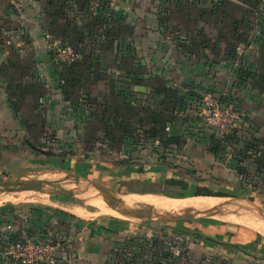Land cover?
Masks as SVG:
<instances>
[{"label":"rangeland","instance_id":"rangeland-1","mask_svg":"<svg viewBox=\"0 0 264 264\" xmlns=\"http://www.w3.org/2000/svg\"><path fill=\"white\" fill-rule=\"evenodd\" d=\"M105 1L109 3V0ZM163 1L172 7V0ZM41 2L45 14L56 17L51 23L52 29L46 28L44 34H50L69 48V0ZM203 5L212 6L209 1ZM228 6L231 5L220 8L222 18L219 15L218 21H222L221 25L228 23L225 10ZM233 8L234 24L239 25L242 9L236 5ZM236 42L234 40L233 44ZM77 47L78 60H81L77 72L83 69L86 73L79 77L77 73L76 83L69 86V65L56 62L52 56L59 73L58 93L52 105L55 111L51 112L58 118L57 124L44 121L41 127L26 128L27 142L38 151L35 157L40 160V168L15 180L39 184L47 191H0V264H17L15 258L6 253L12 243L25 240L38 242L41 251L36 252V256L43 255L44 264H208L200 255L198 238L193 233L194 221H166L156 219V214L140 218L121 215L111 209L112 214L101 215L98 207L108 206L97 196L83 194L82 182L87 180L121 197H126L129 187L139 195L182 199L209 197L199 199L198 204L202 207L192 210L198 211L193 215L203 216L208 221L247 225L249 222L242 217L246 211L237 212L243 214L241 216L225 215L228 213L205 216L202 212L218 207L224 211L235 210V206L253 208L254 195H264V168L257 164V148L247 145L246 130L239 124L233 132L221 136L204 121L202 124L203 116L195 119L192 113L186 115L185 107L195 103L191 100L190 103L183 100L170 105L167 108L170 113L166 116L173 119L164 125L166 137L161 140L150 138L146 132L153 118L151 110H160L149 105L150 88H160L161 82L129 78L132 71L122 62L126 84L117 88L119 80H115L117 85H114L113 81L109 83L111 77L101 74V70L113 67L111 56L99 58L100 54L92 44L87 48ZM83 59L86 62L82 64ZM142 71L143 74L147 72L146 69ZM62 75H65L63 80ZM81 78L83 82L79 80ZM110 85L114 86L113 92ZM136 87H144L145 91L137 92ZM198 119L199 124L191 128L189 122ZM214 140L223 143L217 145ZM171 150L176 154L169 158L166 154ZM192 151L203 153L207 159L195 156ZM239 168L244 172H239ZM128 170L132 174L147 172L148 175L128 180ZM166 170L171 174H165ZM12 181L7 176H0V185ZM61 189H77V192L56 193ZM88 191L97 194L93 189ZM126 198L131 205H138L137 197ZM132 209L139 215L157 210L143 206ZM73 210H78L83 217Z\"/></svg>","mask_w":264,"mask_h":264},{"label":"crops","instance_id":"crops-1","mask_svg":"<svg viewBox=\"0 0 264 264\" xmlns=\"http://www.w3.org/2000/svg\"><path fill=\"white\" fill-rule=\"evenodd\" d=\"M243 2L240 24H234L231 15L234 8L228 6L225 8L228 23L221 25L222 21H218L220 9L213 13L202 9L198 3L194 9L180 6L176 10L163 0H109V3L105 0H69V46L87 48L92 44L96 46L99 58L111 56L113 67L101 70V74L111 77L109 83L113 81L114 85H117L115 80H119L117 88L126 84L124 78L127 76L121 69L124 62L133 72H129V78L156 80L161 86L175 89V95L184 98L185 102H195L183 110L186 115L192 113L195 119L203 116L202 106L207 102L221 96L231 98L241 116L239 125L264 143V0ZM40 4L41 0H0V176L14 181L40 168L36 149L26 144V128L41 127L44 121L56 123L58 120L51 112L55 111L52 105L58 93L59 73L43 37L46 28L52 29L51 23L56 17L46 15ZM235 27L241 28L246 45L240 73L230 61ZM83 60L82 64L86 62ZM90 61L94 60L90 58ZM77 63L73 71L75 78L77 73L78 77L86 73L83 69L77 72L81 60ZM141 68L146 69V74ZM79 80L83 82L82 78ZM113 88L110 85L111 92ZM157 89L150 88L149 105L154 107L162 98V95L154 94ZM198 102L202 104L198 105ZM198 124L199 119L189 122L190 127ZM174 152L171 150L166 155L172 158ZM192 152L201 159L206 157L203 153ZM129 172L128 180L148 175L147 172ZM165 174L170 175V170ZM82 191L86 193L84 187ZM136 193L129 187L124 196L147 195L171 201L193 199ZM251 206L264 215V195H254ZM176 212L174 216L193 215L198 211ZM242 217L249 224L208 221L202 217L193 220V233L198 238L196 242L204 263L264 264V221L250 213Z\"/></svg>","mask_w":264,"mask_h":264},{"label":"built area","instance_id":"built-area-1","mask_svg":"<svg viewBox=\"0 0 264 264\" xmlns=\"http://www.w3.org/2000/svg\"><path fill=\"white\" fill-rule=\"evenodd\" d=\"M43 37L56 62L64 63L69 67L78 62L79 54L73 48L62 46L59 40L48 33L44 34ZM245 48L244 43L237 44L235 48V68L241 65L240 61ZM226 98L224 101L217 99L207 102L203 110L205 125L221 136L233 132L241 121L236 102L233 99ZM37 243L34 240L15 241L6 254L15 258L17 264H44L46 263L45 257L43 255L36 256V252L41 251ZM29 252H33L34 255Z\"/></svg>","mask_w":264,"mask_h":264},{"label":"trees","instance_id":"trees-1","mask_svg":"<svg viewBox=\"0 0 264 264\" xmlns=\"http://www.w3.org/2000/svg\"><path fill=\"white\" fill-rule=\"evenodd\" d=\"M173 1V5L172 8L176 9L179 7V5H185L188 7L191 6H195L197 3L202 5V9H209L211 10V12L216 13L222 6H226L231 5V6H239L242 9V4H244L243 0H218L215 4L216 0H172ZM172 1H170L172 3ZM207 1H209L212 6H204L203 4L206 3ZM241 22V21H240ZM108 35V34H107ZM234 40H237V42L235 44H232V52L230 53V61L231 63H234L235 58H236V54H235V48L237 46V44L239 43H244V39L242 36V31L240 27H235L234 29ZM109 36V35H108ZM107 36V39L109 38ZM108 42L111 43V39L108 40ZM245 44V43H244ZM75 51H79L77 46H73L72 47ZM77 64L69 67V86L71 84H75L76 83V78L74 77V73L73 71L76 70L77 68ZM237 70V72H242V66L240 65L239 67L235 68ZM65 76V75H64ZM62 75L61 79H65ZM176 90L175 89H171L169 87H165V86H161L160 88H158L157 90H155L154 94L157 95H162L161 98V102L160 104L157 106L158 109L160 110H156V109H152V117L151 121H149V130L148 132H146L150 138L152 139H157L159 138L160 140L166 137V134L164 133L165 130V123H167L168 121H171L173 118H169L166 115H169L168 113L169 110L167 108H169L170 105H173V103H175L176 101H183L184 98H181L177 95H175ZM227 99L226 97L222 98L220 97L219 100H225ZM231 99V98H230ZM174 100V101H173ZM165 106V109L162 110V108ZM167 109V110H166ZM174 106L172 107V112H173ZM158 111V113H156ZM166 113V114H165ZM141 120V118H140ZM177 121H180L177 120ZM194 128V127H191ZM235 134H232L228 137L227 141L232 138ZM246 136H247V145L250 146H254L257 148V164L259 165V167L264 168V143L260 142L257 138L250 136L247 131H246ZM172 141H175L174 138H171ZM214 142L219 145V143H223L220 142L219 140H214ZM227 143V142H226ZM26 144H28L30 146V144L27 142ZM32 147V146H30ZM263 151V152H261ZM38 152V151H37ZM123 163H120L119 165H122ZM239 172H244V170L242 168H239Z\"/></svg>","mask_w":264,"mask_h":264},{"label":"water","instance_id":"water-1","mask_svg":"<svg viewBox=\"0 0 264 264\" xmlns=\"http://www.w3.org/2000/svg\"><path fill=\"white\" fill-rule=\"evenodd\" d=\"M135 91L137 92H144L145 88L144 87H136ZM79 179V178H78ZM84 184L90 186L93 190L98 192L100 195L106 198L108 204L119 214L121 215H133L136 217H147L152 214H156V219H161V220H166V221H193L196 218H203V216H195V215H182V216H174L168 211L157 209L153 211H146L144 214H140L135 211L132 208H126L123 206L121 202V196H119L117 193L112 192L106 188H103L102 186H99L97 184L91 183L87 180H83ZM81 183V184H82ZM0 191H7V192H17V191H36L39 193H45L47 190L44 189L41 185L39 184H32V183H27V182H18V181H12L7 185H0ZM58 192L56 193H62V194H73L77 192V189H72V190H66V189H61L57 190ZM236 209L232 211H224L221 207L215 208L211 211H206L202 212V215L205 216H211L212 214H219L220 215L224 213H237L239 211H246V213L254 214L256 217L259 219H262L264 221V215L258 211H256L254 208H250L247 206H235ZM223 211V212H222Z\"/></svg>","mask_w":264,"mask_h":264},{"label":"bare ground","instance_id":"bare-ground-1","mask_svg":"<svg viewBox=\"0 0 264 264\" xmlns=\"http://www.w3.org/2000/svg\"><path fill=\"white\" fill-rule=\"evenodd\" d=\"M92 189L90 186L84 184V190H89ZM94 195V196H99L98 198H102L107 204V200L105 197H103L102 195H100L98 192L95 195L93 192H86V195ZM121 198V202L123 204L124 207L126 208H132L135 207L133 205H131V201L126 198V197H119ZM153 197L151 196H139L136 198L137 204L139 206H143V207H148V208H155V209H164L166 211H169L171 214H175L177 213L176 211L178 210H187V211H192V210H196L201 208L202 206L199 205L198 203H200L201 201L199 199L193 198V199H189V200H183V201H171V200H167L165 198H161V197H157L154 199H151ZM108 206L110 208H112L109 204ZM99 209V214L101 215H107V214H112L111 210L108 207H103L100 205V207H98ZM113 209V208H112ZM73 213L80 215L78 210H73ZM83 217V216H82Z\"/></svg>","mask_w":264,"mask_h":264}]
</instances>
